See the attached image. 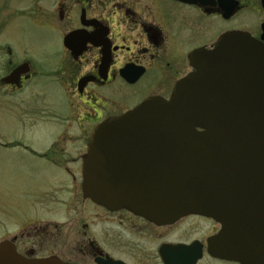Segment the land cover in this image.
<instances>
[{"label":"flooded vegetation","instance_id":"obj_1","mask_svg":"<svg viewBox=\"0 0 264 264\" xmlns=\"http://www.w3.org/2000/svg\"><path fill=\"white\" fill-rule=\"evenodd\" d=\"M30 12L37 15L27 17L24 41L11 40L18 46L10 42L0 57V88L25 93L21 102L33 120L24 132L38 136L10 147L61 180L0 243L9 241L25 262L242 264L222 257L228 234L219 221L191 214L155 223L108 209L85 195L84 177L97 127L149 98L169 100L195 71V53L213 49L221 36L247 32L260 40L264 0H35ZM244 12L262 13L259 32L243 29ZM45 133L52 135L47 145ZM245 247L241 241L237 251L252 253L246 262L264 264V234Z\"/></svg>","mask_w":264,"mask_h":264},{"label":"water","instance_id":"obj_2","mask_svg":"<svg viewBox=\"0 0 264 264\" xmlns=\"http://www.w3.org/2000/svg\"><path fill=\"white\" fill-rule=\"evenodd\" d=\"M263 41L264 23L260 40L247 32L221 36L213 49L195 53V71L169 100L149 98L97 127L85 195L155 223L211 217L228 234L222 257L251 264L252 253L237 250L264 234ZM0 264L65 263L25 262L4 241Z\"/></svg>","mask_w":264,"mask_h":264},{"label":"rangeland","instance_id":"obj_3","mask_svg":"<svg viewBox=\"0 0 264 264\" xmlns=\"http://www.w3.org/2000/svg\"><path fill=\"white\" fill-rule=\"evenodd\" d=\"M34 1L0 0V57L4 56L10 42L24 41L20 31L29 28V18L37 15L35 14L37 12H30ZM243 14V29L253 34L259 32L257 24L262 19V13L244 12ZM11 32H16V34L9 37ZM41 40L42 38L37 41ZM13 44L17 45L13 42L9 45L14 46ZM19 94L10 96L7 90L0 88V95H2L0 96V240L6 234L12 233L13 228L21 226L24 222L22 220L31 218V214L28 215L31 212L30 205L38 195L42 194V191L47 192L49 189L50 193L53 192L57 188L56 183L61 180L59 174L52 175V177L46 176L48 172L42 169L43 167L37 164L33 157L21 155L24 152L22 148L10 147L18 145L15 144L16 141L25 145L31 144L32 138L38 136L36 134L33 137L29 132L28 134L24 132L23 126L27 127L33 119L27 113L28 108L24 107L21 102L25 93ZM1 98L5 102L17 104L7 105L2 103ZM51 100L58 105V96L52 95ZM16 123H22V129L16 128ZM44 137L45 145H47L52 135L45 133ZM5 144L9 147L3 148ZM17 222L19 223L15 225Z\"/></svg>","mask_w":264,"mask_h":264}]
</instances>
